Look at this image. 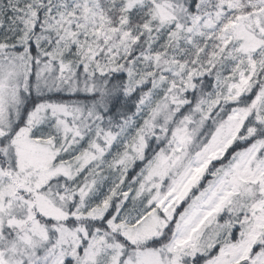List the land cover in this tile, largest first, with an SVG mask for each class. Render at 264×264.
Returning <instances> with one entry per match:
<instances>
[{"label":"snow or ice","instance_id":"obj_1","mask_svg":"<svg viewBox=\"0 0 264 264\" xmlns=\"http://www.w3.org/2000/svg\"><path fill=\"white\" fill-rule=\"evenodd\" d=\"M0 264H264V0H0Z\"/></svg>","mask_w":264,"mask_h":264}]
</instances>
